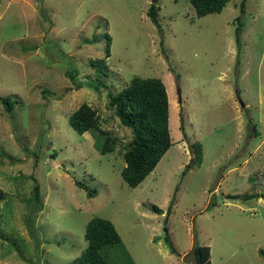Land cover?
<instances>
[{
  "label": "rangeland",
  "instance_id": "1",
  "mask_svg": "<svg viewBox=\"0 0 264 264\" xmlns=\"http://www.w3.org/2000/svg\"><path fill=\"white\" fill-rule=\"evenodd\" d=\"M241 1L197 16L189 0H157L154 24V0H0V264L71 262L95 216L121 238L123 248H106L109 264H194L196 243L211 264H264V185L254 178L264 171V0H244L243 13ZM133 76L163 82L171 138L136 187L120 174L131 133L107 97ZM82 103L114 139L110 153H99L97 130L69 125ZM192 142L200 165L189 166ZM32 177L42 208L31 229ZM246 192L258 196L231 197Z\"/></svg>",
  "mask_w": 264,
  "mask_h": 264
},
{
  "label": "trees",
  "instance_id": "2",
  "mask_svg": "<svg viewBox=\"0 0 264 264\" xmlns=\"http://www.w3.org/2000/svg\"><path fill=\"white\" fill-rule=\"evenodd\" d=\"M157 0L151 3L147 10V16L154 24H158L157 11L159 6L155 4ZM197 16H204L210 13H219L229 0H189ZM244 0L241 1V13L244 12ZM240 18L237 17V22ZM241 25V24H240ZM240 26L236 28V39L238 41V32ZM109 39V36H107ZM106 56L109 50L106 48ZM91 63L99 68L104 67L102 59L91 60ZM73 78L74 73L69 71ZM100 85H105L99 82ZM77 87H81L78 83ZM108 105L113 108V112L120 123L129 128L131 140L128 142L122 157L124 167L120 174L127 185L136 187L143 179L155 168L163 154L171 146V138L168 128V102L165 86L159 78L133 76L128 84L117 93L107 91ZM1 102L8 112L12 110L13 103L9 98H1ZM182 121V120H181ZM68 123L78 134H83L90 129L98 131L96 141L100 154H106L113 151L114 139L109 133L102 129L99 124V117L95 109L86 103H82L68 117ZM183 130L182 123L180 124ZM192 155L191 165H200L202 161V148L199 142H192L188 146ZM1 153V152H0ZM186 169V168H185ZM185 170L182 171V175ZM254 178L259 185H264V171H256ZM33 178V177H32ZM33 187L32 215L29 217V224L32 229L36 213L42 208L40 185L35 178ZM76 185L85 190L87 197H93L96 194L95 189H89L81 181H75ZM6 193L0 188V200H3ZM258 196L256 192H246L244 194L232 195V198L240 197L242 200L254 199ZM172 200L167 206L164 222L167 215L171 212ZM149 209L161 214L162 210L152 204ZM167 227L164 226V240L170 243V237L167 233ZM84 239L86 247L71 262L66 264H109L110 252L107 246L118 245L123 248L121 238L112 222L102 217H92L88 220L84 229ZM173 251V250H172ZM194 264H211L210 248L208 245L194 244L190 250ZM258 253L264 257V249H259ZM188 254V253H187ZM109 260V261H108ZM109 262V263H108Z\"/></svg>",
  "mask_w": 264,
  "mask_h": 264
},
{
  "label": "water",
  "instance_id": "3",
  "mask_svg": "<svg viewBox=\"0 0 264 264\" xmlns=\"http://www.w3.org/2000/svg\"><path fill=\"white\" fill-rule=\"evenodd\" d=\"M177 92H178V100L181 101L180 96H179V89H178Z\"/></svg>",
  "mask_w": 264,
  "mask_h": 264
}]
</instances>
